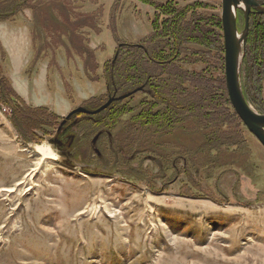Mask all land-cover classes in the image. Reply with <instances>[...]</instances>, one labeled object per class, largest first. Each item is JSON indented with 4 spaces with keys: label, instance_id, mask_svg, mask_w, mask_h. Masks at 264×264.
<instances>
[{
    "label": "rangeland",
    "instance_id": "374dc122",
    "mask_svg": "<svg viewBox=\"0 0 264 264\" xmlns=\"http://www.w3.org/2000/svg\"><path fill=\"white\" fill-rule=\"evenodd\" d=\"M151 1L221 20V0ZM13 10L0 21V74L27 106L60 121L27 143L0 105V264H264V148L242 122L221 130L232 146L192 120L134 137L125 119L114 130L83 114L62 125L105 94L102 67L120 44L147 40L153 7L27 0ZM240 79L245 98L242 67Z\"/></svg>",
    "mask_w": 264,
    "mask_h": 264
},
{
    "label": "trees",
    "instance_id": "16d2710c",
    "mask_svg": "<svg viewBox=\"0 0 264 264\" xmlns=\"http://www.w3.org/2000/svg\"><path fill=\"white\" fill-rule=\"evenodd\" d=\"M26 1L0 0V21L11 20L17 13L13 7L25 5ZM142 1L155 10L149 37L141 45L120 44L115 59L102 67L105 94L91 99L86 106L94 110L106 102L108 94H124L139 87L141 91L111 103L91 117L98 119L99 127L105 130L116 129L125 119L126 128L135 132L131 137L138 133L165 135L192 120L219 133L214 142L217 145H236L224 138L228 136L226 132L221 133L224 126L237 128L242 123L231 107L225 87L220 18L198 15L194 5L181 9L171 2L160 5ZM238 15L242 16L241 12ZM198 65L202 66L200 70L195 68ZM242 72L247 78L246 100L264 112V15L250 13ZM136 96L140 98L134 104ZM0 105L10 109L9 120L27 143L39 142V132L54 133L60 121L46 108L27 106L1 74Z\"/></svg>",
    "mask_w": 264,
    "mask_h": 264
},
{
    "label": "water",
    "instance_id": "95a60500",
    "mask_svg": "<svg viewBox=\"0 0 264 264\" xmlns=\"http://www.w3.org/2000/svg\"><path fill=\"white\" fill-rule=\"evenodd\" d=\"M242 12L244 29L239 32L237 28V12ZM251 12L264 14V0H221V24L224 41V75L227 94L234 112L246 129L253 134L264 148V115L257 114L246 102L241 85L240 75L244 58V47L248 32L249 15ZM116 57V55H115ZM114 57V59H115ZM141 91V87L116 96L109 95L106 103L96 110L78 107L71 111L62 120V125L76 114L96 115L115 101H121ZM50 141L49 144H54Z\"/></svg>",
    "mask_w": 264,
    "mask_h": 264
},
{
    "label": "crops",
    "instance_id": "0c3cea01",
    "mask_svg": "<svg viewBox=\"0 0 264 264\" xmlns=\"http://www.w3.org/2000/svg\"><path fill=\"white\" fill-rule=\"evenodd\" d=\"M0 25H2V24H0ZM7 25H8V24H7ZM4 26H5V25H4ZM8 26H9V25H8ZM8 26H7V27H8ZM9 27H10L12 30H15V29H14L15 27H11V26H9ZM30 97H31V95H30Z\"/></svg>",
    "mask_w": 264,
    "mask_h": 264
},
{
    "label": "flooded vegetation",
    "instance_id": "af4514ba",
    "mask_svg": "<svg viewBox=\"0 0 264 264\" xmlns=\"http://www.w3.org/2000/svg\"><path fill=\"white\" fill-rule=\"evenodd\" d=\"M69 120L66 121V123L68 122Z\"/></svg>",
    "mask_w": 264,
    "mask_h": 264
}]
</instances>
